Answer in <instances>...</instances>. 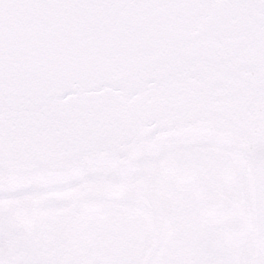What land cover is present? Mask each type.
I'll return each mask as SVG.
<instances>
[{
  "label": "snow or ice",
  "instance_id": "6c2138e0",
  "mask_svg": "<svg viewBox=\"0 0 264 264\" xmlns=\"http://www.w3.org/2000/svg\"><path fill=\"white\" fill-rule=\"evenodd\" d=\"M0 264H264V0H0Z\"/></svg>",
  "mask_w": 264,
  "mask_h": 264
}]
</instances>
